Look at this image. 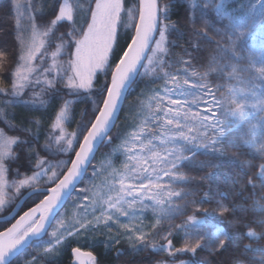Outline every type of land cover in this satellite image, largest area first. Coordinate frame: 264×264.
<instances>
[{"label": "trees", "instance_id": "1", "mask_svg": "<svg viewBox=\"0 0 264 264\" xmlns=\"http://www.w3.org/2000/svg\"><path fill=\"white\" fill-rule=\"evenodd\" d=\"M49 2L50 0H30L29 3L32 17L41 24L39 29L41 33L44 32L45 26L54 19L51 9L48 7ZM70 2L71 5H74V17L76 26H78L85 17L83 8L87 7L88 0H70ZM90 2L93 6L95 0H90ZM166 2L167 0H158V4L161 5ZM122 3L125 8V21L127 20L126 10L133 5L137 8L138 16V0H122ZM218 5L222 6L220 11H217ZM42 6L43 19L40 16ZM260 6H262L260 18L262 28L258 29L259 32L256 33L254 27L251 26L252 19H249L246 23L240 19V15L247 10L245 14L255 16ZM87 17L90 19V12ZM205 20L208 21L207 25ZM169 21L175 23V28L169 31L167 35L169 41L167 45L168 53L164 55L160 63L148 67L142 66L139 75L126 94L121 113L110 134L113 137L112 144L101 145L79 188H82L91 178V172L96 165L98 156L109 153L118 143L120 136L132 129L135 120L134 111H136L132 110L133 104L138 105L139 100L150 96L154 90L164 84L166 78L184 77L199 84L206 83L209 87L215 89L217 94L229 91L236 83L237 78L241 84H258L259 72L263 70L264 66V54L262 55L258 50L259 48L263 50L264 47V0H175L170 8ZM85 27L86 24L84 29ZM53 31L54 35L45 39V53L56 49L59 41L55 37L68 32L69 23L61 22L54 26ZM118 31L120 34L115 46V54L111 57V66L107 75L108 81L115 63L122 55V50L130 42V34L134 31V28L126 30L121 26ZM196 33H201V35H196ZM18 36L20 37V33L17 27L14 1L0 0V52H4L6 55L3 68L0 69V88L10 90L12 72L16 66L18 54ZM81 36L82 33H78L75 36L66 37V39H71L74 43V40ZM73 43L71 51L73 50ZM69 59L70 57L62 50L56 56L57 69H54L49 76L56 74L57 70L63 73L65 69H67V75H71V70L67 68ZM253 61L255 62L253 63ZM144 64L146 65L147 62L145 61ZM193 72L197 75L193 76ZM67 75L64 76L65 80ZM104 82L105 76L98 72L95 78L96 87L99 88ZM32 91L33 89H26L22 99H31ZM35 91L39 90L35 89ZM87 95L88 93L85 92L80 93L79 96L64 95L62 98L58 97L46 105L32 106L20 103L6 105L5 101L13 98L5 93H0V108H3L10 118L13 115L15 116V119L12 120L13 124L19 125L22 121L37 118L42 121L36 141L39 149V146L46 143L49 133L56 137L51 126L64 100L73 101L69 106L68 117L64 122V128L68 135H72L77 131L82 116L86 121L90 118L94 119L92 115L93 104L87 99ZM92 95L95 96L97 93L93 91ZM44 99L46 100L47 96ZM0 129H4L8 136H24L23 133L10 130L3 123H0ZM33 131L37 132V129L33 127ZM226 131L220 140V144L217 145L218 148L222 147L224 149V156L198 151L192 162H185L181 165L179 172L185 179H178L171 185V188L180 195L165 206L158 216L156 225L149 227L145 235L146 243L155 244L157 250L153 251L140 244L133 247L118 244L105 249L103 252L99 247L91 250L87 249L85 244L75 242H70L67 247L91 252L94 256V264H154V262L172 264L173 261L178 264L181 260L187 261L188 264H264V227H261V222H264V170L261 168V165L264 164V153L261 152V149L264 148V145L258 141L259 136L253 135L245 124L238 128H233L230 125ZM85 133L86 129L83 134ZM83 134L79 135V141L83 138ZM78 145L79 143H75L76 149ZM56 147L57 145L54 142L51 148L55 151ZM13 148L19 151L16 146H13ZM74 153L53 156L42 150L40 151L42 158L53 162L59 160L67 164H69ZM185 155L189 154L185 153ZM201 161L217 164L219 167L206 166L200 168L196 166ZM35 163L36 161L33 160L32 165L34 166ZM26 168L28 170L25 173ZM65 170L66 168L63 171ZM33 171L34 168L25 165L21 168L22 175L20 177L12 172L5 179L9 185L13 182L18 183L24 174L31 176ZM47 173L49 174V172ZM208 173H213L210 182L201 179ZM237 176L242 179L243 185H237V190L234 191L231 185L232 180ZM209 185L211 186V194L206 195ZM51 186L52 184L42 183L41 181L32 188H48ZM32 188H21L17 193L14 187L5 186L7 204L0 215H8L15 203ZM78 189L75 190L62 211L66 209L74 197L80 195ZM41 199H43V195H33L28 198L22 205L19 214L34 206ZM218 203H223L230 209L236 205H244L247 211L241 212L237 208L235 211H229L221 216L218 215ZM205 210H207V215H205ZM62 211L58 213L55 221ZM190 217L194 219H190ZM236 218H240L248 224L249 229L229 224V221ZM9 224L10 222L0 224V231L8 227ZM220 226L226 228L233 238L224 250L218 251L216 254H211L208 248H199L195 255L185 252L169 256L167 252L159 251V246L167 243L163 236L169 231L173 232L171 237L173 248L179 249L188 238L187 234L192 236L202 234L214 240L216 228ZM246 230H251L254 235L251 237L244 235ZM35 245V243H32L10 264H23L31 257L36 256ZM245 245L248 246L247 250H245ZM117 249L122 252L119 256L116 255ZM67 260L68 253L66 252L58 260L50 261L39 257L37 262L33 264H74L72 261L68 263Z\"/></svg>", "mask_w": 264, "mask_h": 264}, {"label": "snow or ice", "instance_id": "2", "mask_svg": "<svg viewBox=\"0 0 264 264\" xmlns=\"http://www.w3.org/2000/svg\"><path fill=\"white\" fill-rule=\"evenodd\" d=\"M173 3H175V0H167L163 5L158 4L157 0H139L138 19L137 8L133 5L126 10L127 20L125 21V8L122 0H95L94 7L90 0H88L87 7L83 8L85 17L82 23L76 26L72 6L66 0H50L48 7L51 9L54 19L51 20L50 24L45 26L44 32L40 33L41 24L33 18L31 24L32 44L25 45L23 38L17 37L19 45L16 57L17 66L12 72L11 87L10 90L8 88H0V93H5L13 98L5 101V104L46 105L58 97L62 98L64 95L79 96L81 90H83L85 93H88L87 99L93 104L92 115L94 119L90 118L86 121L82 116L77 131L69 137L63 129V122L67 118L69 106L73 101L64 100L51 126L53 130H59L60 135L54 137L49 133L46 143L43 146H39L38 149L36 141L38 139V129L42 121L37 118L22 121L19 125L13 124L12 120L15 119V116L13 115L10 118L9 114L3 108H0V123L5 124L12 131L24 134V136H8L4 129H0V189L4 186L14 187L17 193H19L21 188H32L34 182L44 177L48 171H51V175L48 176L47 183L54 185V187L47 188L48 194L43 195V199L35 203L27 211H24L15 223H12L10 227H6L5 231L0 232V264H9V259L20 251L27 241L34 237H39L45 231L47 222L53 215L54 210L61 204L63 197L65 195L70 196L72 191L76 189L78 181L87 174L88 165L91 163L98 146L101 143L105 145L112 144L113 137L109 134L110 129L117 118L122 93L126 88H131L134 83L133 75L137 72V65H142L143 67L156 65L163 60L164 55L169 51L167 47L169 43L167 35L169 31L175 28V23L169 21V12ZM221 8L222 6L218 5L217 11H220ZM89 12L90 19L87 17ZM43 15L42 6L40 11L41 19H43ZM62 21L69 22V31L55 37L59 43L55 51L52 52L53 65L43 69V71H40L39 68H34L32 61L36 58L41 48L44 47L43 40L37 45L36 36L42 35L45 39H48L54 35V26ZM85 24L87 26L86 30L84 29ZM205 24H208L207 20H205ZM121 26L126 30L134 28V32H131L130 42L127 43V46L122 50V55L119 56L118 61L115 63L109 82L107 79L108 70L111 66V57L115 54V46L120 34L118 29ZM157 32L158 37L156 35ZM78 33H82L83 38L75 40V51L72 52L70 49L73 41L66 39V37H72ZM196 35H201V33H196ZM62 50L70 57L67 61V68L71 70L72 74L67 75V69H65L63 73L57 70L56 74L49 76L50 73H53L54 69H57L55 58ZM5 59V53L0 52V69L3 68V61ZM41 59H43V56H41ZM145 60L147 61L146 65L143 64ZM98 71L105 76V82L99 88L95 84ZM34 72L36 73L35 79L29 82V76ZM65 75H67L66 80L64 79ZM192 75L195 76L197 73L193 72ZM184 83L188 84V81L185 80ZM61 85L63 86L61 87ZM27 87L33 88L31 93L32 98L24 100L22 96ZM192 87L209 88L206 83L193 84ZM37 88L39 91H35ZM93 91L97 95H92ZM167 91L171 92L172 90L168 89ZM209 94H211L210 88ZM45 96H47L46 100L44 99ZM158 99H163V97L161 96ZM198 100V96H193L191 103H197ZM170 103L172 105H181L179 100H170ZM215 103L218 107L223 106L221 101H215ZM231 103L235 105V108H225L224 114H238L243 118L244 102L232 99ZM260 103L264 104V100L260 101ZM181 116L184 117L185 121L189 119L195 121V125L181 124ZM171 117H175V119ZM163 118H166L167 125L175 128V131L170 130V135H167L164 139H160V144L164 146L161 151L165 155L161 156L160 151L156 150V146L152 140H148L146 144L142 142L140 145L141 152L145 150L151 152L150 158L152 163L157 165L153 171H162L165 176L184 180L185 177L180 174L179 169L185 162H192L198 151L202 150L205 153L219 156L225 155L224 149L217 147L220 144V137L224 135V131L218 127L222 121L216 117V113L213 112L211 116L201 115L200 113L190 114L188 111H173V109L169 108L164 112ZM157 119H162V117H157ZM33 127L37 129V132L33 131ZM185 128L188 130L187 133L184 130ZM85 129L86 134H83ZM210 130L216 131L218 135L209 137L207 133ZM193 132L195 134H191ZM81 134H83V142L79 141V135ZM132 139L134 141L140 140V134L134 132ZM54 142L57 145L55 151L51 148ZM75 143H79V150H76ZM169 144L172 147H167ZM13 146H16L19 151L14 150ZM123 147L127 153L132 152V147H129L127 141L124 142ZM41 150L53 156L75 152V157L70 159V166H68L66 162L59 160L53 162L42 158L40 155ZM261 152L264 153V148L261 149ZM185 153L189 155H185ZM128 159L136 161V165L131 169V172L137 174L148 173L149 169L144 166L145 162L142 161L139 155H129ZM33 160L36 161L34 166L32 165ZM25 165L29 168H34L33 174L31 176L24 174L18 183L7 184L5 179L7 175L14 172L17 177H20L22 175L21 168ZM159 165H163V167H159ZM196 166L200 168L206 166L212 168L219 167L217 164L205 163L203 161L198 162ZM65 168L67 169L66 172L63 171ZM261 168L264 170V164L261 165ZM27 170L26 168L25 173ZM95 173L96 170L94 168L93 174L95 175ZM212 176L213 173H208L201 179L210 182ZM126 178L128 177L121 176L119 180L120 190L116 193L115 198L109 196L105 202L106 207L102 209L101 216L95 217L94 223L96 225L102 222L105 225L109 222L118 223V218L114 213L127 215L128 213L120 207L125 202L128 203L129 207H132L137 202L143 205L144 198L147 197V199L152 200L156 205L164 203V200L160 198L163 189L159 183L149 179L148 183H141L139 191L134 194V185L125 187L124 180ZM134 179H139V175H136ZM159 179L160 177L157 175L156 180ZM237 185H243V181L239 176L232 180V190H237ZM45 187L39 188L35 194L37 196L42 195ZM146 189H158L160 191L150 192L146 191ZM210 194L211 186L209 185L206 195ZM166 195L168 198H171L172 196H179L180 193L168 191ZM126 196L132 197V199L125 201ZM5 205L6 200L3 192L0 191V211H2ZM144 206L147 207V205ZM217 207L219 209L218 215L221 216L229 211H235L237 208L241 212L247 211L244 205H236L230 209L227 205L218 203ZM205 215H207V210H205ZM6 219V217L0 215V224L4 223ZM190 219L194 218L190 217ZM76 224L79 225L78 228ZM229 224L249 229V225L240 218L229 221ZM57 225L58 231H53L52 237L55 240V244L61 246L68 239L79 236L82 231L93 230V221H87L86 217L84 220L76 221L71 226L66 225L65 220L62 218L57 221ZM120 227L126 231L122 233L118 232L117 236L112 238L111 243H120V237L128 236V233L132 232V229L126 224H122ZM261 227H264V222H261ZM172 235V231L164 235L163 239L167 243L159 246V251H165L169 256L185 252L195 255L199 248H208L211 254H216L218 251L224 250L233 238L226 228L220 226L216 228L214 240L202 234H197L196 236L187 234L188 238L183 242L182 247L174 249L171 239ZM244 235L251 237L254 233L251 230H246ZM128 239L131 240L132 237L128 236ZM135 241L153 251L157 250L155 244L146 243L144 235H136ZM247 247L245 245V250H247ZM55 251L57 249L53 245L46 249L45 254L47 255ZM72 251L74 255H83L78 248H73ZM121 254V250L117 249L116 255L119 256ZM87 255L91 257V253ZM154 264H160V262H154ZM172 264H177V262L173 261ZM178 264H188V262L181 260Z\"/></svg>", "mask_w": 264, "mask_h": 264}, {"label": "rangeland", "instance_id": "3", "mask_svg": "<svg viewBox=\"0 0 264 264\" xmlns=\"http://www.w3.org/2000/svg\"><path fill=\"white\" fill-rule=\"evenodd\" d=\"M13 1L17 14V27L20 33V37L23 38V42L25 45H31L33 40L31 30L33 17L29 8L30 0ZM66 2L70 6H72L75 11L74 5H71L72 3L70 2V0H66ZM16 5H18V7H16ZM94 6L95 2L93 4V7ZM258 8V12L255 14V16L251 14H245L247 10H245L244 13L240 15V19L243 20V22L247 23L249 19H252L251 26L254 27V31L256 33L259 32L258 29L262 28V23L260 21L262 14V6ZM62 22L69 23L68 21ZM82 38L83 35L78 39ZM41 40L44 41L45 47V38L42 35L36 36L37 45L40 43ZM44 47L41 48L40 52L37 53L36 58L32 61V66L34 68H39L40 71H43V69L49 68L53 65V50H50L49 52L45 53ZM258 50L261 52L262 55L264 54V47L263 50L260 48ZM74 51L75 40L73 43L72 52ZM40 56H43V59H41ZM255 61H253V63ZM16 66L14 70L16 69ZM262 69L263 70L259 72L260 77L257 82L258 84H241L240 80L237 78L236 83L233 84L231 89L223 94H217L215 89H213L212 87H209L211 89V94H209V88L192 87L193 84L199 83L195 81H189L184 77L166 78L164 84L161 85L158 89L154 90L150 94V96L139 100L138 105L133 104L132 110L134 109L136 111H134L135 120L133 121L132 129L128 133L120 136L118 143L115 145V147H113L112 150L109 151V153L100 154L98 156L96 165L94 167L96 170L95 175L93 174L92 170L91 178L82 188L78 189L80 195L74 197V199L66 207V209L61 212L57 220L54 222L53 226H51V230L49 231L46 239L34 247L36 257H33L31 260H28L23 264L36 263L39 257L50 261L53 259L56 260L62 255L64 249L67 247V245H69L70 242H75L77 244H85L87 246V249L91 250L99 247L101 248V252H103L105 249H108L109 247L116 246L118 244H126L129 247H133L139 244V242L135 241V236H145L148 232L149 227L156 225V223L158 222V216L163 211L165 206H167L169 202L176 197L172 196L171 198H168L166 193L168 191L176 192L171 188V185L178 179H173L170 176H165L162 171H153V169L156 168L157 165H154L152 163V160L150 158L151 152H148L147 150H145L144 152L140 151V145L142 142L146 144L148 140H152L153 144L156 146V150L160 151L161 156L165 155V153L161 151L164 146L160 144V139H164L167 135L171 134V131H175V128L173 126H169L166 124V118H163L164 112L169 108L173 109V111H188L190 114L200 113L201 115L209 116H211V114L214 112L216 113V117L222 121V123L218 125V127L224 131V134L227 132L226 130L230 125L233 128H238L245 124L248 126L249 130L253 135L255 134L256 136H259L258 141L262 145H264V104L260 103V101L264 100V66ZM35 76V72L30 74L29 82L34 80ZM185 80L188 81V84L184 83ZM26 89L33 88L27 87ZM168 89H171L172 91L168 92ZM83 92L84 91L81 90L80 93ZM161 96L163 97V99H158ZM193 96L199 97L197 103H191ZM232 99L244 102L245 107L243 118H241L238 114H224L225 108H235V105L231 103ZM170 100H179L181 102V105H172L170 103ZM215 101H221L223 106L218 107ZM157 117H162V119H157ZM171 118L175 119V117ZM64 122L63 129L66 132L64 128ZM180 123H187L190 126L195 125V121H192L191 119L185 121L183 116L180 117ZM184 130L187 133V128H185ZM53 131L55 132L56 137L60 135L59 130ZM201 131H203V129H201ZM134 132L140 134V140L134 141L132 139V134ZM191 134H195V132ZM207 135L210 137L218 135V133L216 131L210 130ZM71 136L72 135H69V137ZM223 136L220 137V140L223 138ZM125 141L128 142L129 147H132L131 153H127L124 149L123 145ZM133 145L135 146L133 147ZM167 147H172V145L169 144L167 145ZM129 155H139L142 158V161L145 162L144 166L149 169L148 173L137 174L131 172V169L136 165V161L129 160ZM159 167H163V165H159ZM48 172L49 174L46 173L44 177L35 181L34 185L38 184L41 181L42 183H47L48 176L51 175V171ZM136 175H139V179H134ZM157 175H159L160 177L159 180H156ZM121 176L128 177L124 180L126 188L129 185L135 186L133 188L134 194L139 191V185L141 183H148L149 179H151L153 182L159 183L163 189L160 198L164 200V203L161 205H156L153 203L152 200L147 199V197L144 198L143 205L137 202L132 207H129L128 203L125 202L122 203L120 207L128 214L119 215V213H114V215H116L118 218V223L109 222L107 225H105L102 222L101 224L96 225L94 223L95 217L101 216L102 209L106 207L105 202L108 200L109 196L115 198L116 193L120 190L119 180ZM0 191L3 192L4 198L6 200L5 186L0 189ZM146 191L157 192L160 190L146 189ZM131 199L132 197H125V201H130ZM144 205H147V207H145ZM5 206L3 208H5ZM1 212H3V209L2 211H0V213ZM85 217L87 221H93V230L87 232L82 231L79 236H75L68 239L62 246L55 244V240L52 237V233L53 231H58L57 221L63 218L65 220L66 225L71 226V224H75L78 220H84ZM122 224H126L129 226V228L132 229V232L128 233V236H131L132 239L129 240L128 236H122L120 237V243H111L112 238L116 237L118 232L122 233L126 231L125 229L120 227V225ZM76 227L78 228L79 225L76 224ZM137 229H139V231H137ZM53 245L55 246L57 251L48 253L46 255V249ZM93 261L91 262V264H94Z\"/></svg>", "mask_w": 264, "mask_h": 264}, {"label": "water", "instance_id": "4", "mask_svg": "<svg viewBox=\"0 0 264 264\" xmlns=\"http://www.w3.org/2000/svg\"><path fill=\"white\" fill-rule=\"evenodd\" d=\"M157 2H158V0H157ZM138 6H139V0H138ZM137 19H138V16H137ZM133 32H134V31H133ZM157 33H158V32H157ZM156 35H157V34H156ZM145 61H146V60H145ZM145 61L143 62V64L145 63ZM141 68H142V65H137V72L133 75V80H134V81L136 80L137 76L139 75V72L141 71ZM110 79H111V75H110ZM110 79H109V82H110ZM129 89H130V88H126V89L124 90V92L122 93L121 100L119 101L118 112H117V118H116V120H115V122H114V125L111 127V129H110V133H109V134L112 133V131H113V129H114L116 123H117V120H118V118H119V115H120V113H121V110H122V107H123V104H124V101H125L126 94H127V92H128ZM85 134H86V133H85ZM80 142H83V138L81 139ZM102 144H103V143H101V144L98 146V148L95 150L94 155H93L92 160H91V163L88 165V170H89V168H90V166H91V164H92L94 158H95L96 155L98 154V151H99V149H100V147H101ZM76 150H79V145H78V147H77ZM74 157H75V153H74V155H73L72 158H74ZM68 166H70V162H69ZM66 171H67V169L65 170V172H66ZM84 177H85V175H84V176L78 181L75 190H77V189L79 188L80 184H81L82 181L84 180ZM51 187H54V185H52ZM48 188H50V187H48ZM38 189H39V188H32V189L28 190V191H27V192H26V193H25V194H24V195H23V196H22V197L16 202V204L14 205L12 211H11L8 215L4 216V217L7 218L5 222H8V221H11L12 219H14V217L18 214L20 208H21L22 205L25 203V201H26L28 198H30L31 196L36 195L35 193H36V191H38ZM75 190L72 191V193H71L70 196H69V195H65V196L63 197L61 204L57 207V209L54 210L53 215L50 217L49 221L47 222L45 231L42 232L41 235H40L39 237H34V238H32L31 240L27 241L26 244L22 247V249H21L20 251H18L16 254H14V255L9 259V264H10L11 262H13V261H14L19 255H21V254H22V253H23V252H24V251H25V250H26V249H27V248H28L33 242H36V241H39V240L43 239V238L48 234V232H49L51 226H52L53 223H54V220H55L56 216H57L58 213H59L60 211H62L63 208L66 206L68 200L71 198V196L73 195V193L75 192ZM47 194H48V192H47V188H45V191H44V193H43L42 195H47ZM32 207H33V206H32ZM26 211H27V210H26ZM17 219H19V217H18ZM17 219H16V220H17ZM16 220H15V221H16ZM15 221H14L13 223H15ZM10 226H11V225H10ZM10 226H9V227H10ZM5 230H6V229H5ZM5 230H3V231H5ZM72 250H73V249H72ZM72 250H71V257H72V261H73L74 264H91V262L93 261L94 256H93V254H92L91 252H86V251H82V250L79 249V250H80V253H83V255H74ZM88 253H91V257H89V256L87 255Z\"/></svg>", "mask_w": 264, "mask_h": 264}, {"label": "flooded vegetation", "instance_id": "5", "mask_svg": "<svg viewBox=\"0 0 264 264\" xmlns=\"http://www.w3.org/2000/svg\"><path fill=\"white\" fill-rule=\"evenodd\" d=\"M28 210V209H27ZM23 213H21V214H17L15 217H14V219H12L11 221H8V222H10V224H9V226L20 216V215H22ZM5 223V222H4ZM8 226V227H9ZM6 229V228H5ZM4 229V230H5ZM51 230V229H50ZM3 230H1L0 232H2ZM49 233V232H48ZM48 235V234H47ZM47 235L43 238V239H41V240H39V241H36V242H33V243H35L36 245L35 246H37L39 243H41V242H43V240L44 239H46V237H47ZM71 250L72 249H70L69 247H66L65 249H64V252L62 253V254H64V253H68V263H70L71 261H72V257H71ZM33 257H36V256H33ZM33 257H31L29 260H31ZM61 257V256H60ZM59 257V258H60ZM58 258V259H59ZM58 259H56V260H58ZM28 261V260H27ZM53 261H54V259H53ZM72 263H73V261H72Z\"/></svg>", "mask_w": 264, "mask_h": 264}, {"label": "bare ground", "instance_id": "6", "mask_svg": "<svg viewBox=\"0 0 264 264\" xmlns=\"http://www.w3.org/2000/svg\"><path fill=\"white\" fill-rule=\"evenodd\" d=\"M11 211H12V210H11ZM11 211H10V212H11ZM10 212H9V213H10Z\"/></svg>", "mask_w": 264, "mask_h": 264}]
</instances>
